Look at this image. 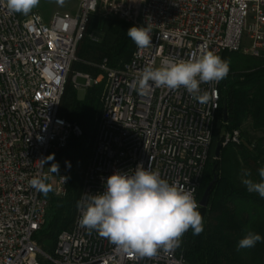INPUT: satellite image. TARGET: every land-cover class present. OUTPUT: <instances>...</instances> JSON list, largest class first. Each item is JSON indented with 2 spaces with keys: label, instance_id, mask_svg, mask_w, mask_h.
Masks as SVG:
<instances>
[{
  "label": "built area",
  "instance_id": "obj_1",
  "mask_svg": "<svg viewBox=\"0 0 264 264\" xmlns=\"http://www.w3.org/2000/svg\"><path fill=\"white\" fill-rule=\"evenodd\" d=\"M99 10L140 27L150 23L152 45L136 47L121 68L105 60L96 78L82 72L73 77L76 87L82 85L78 78L86 79L85 86L105 84L80 201L86 193H103L114 172L132 175L143 163L170 184L195 188L199 206L221 81L200 84L212 96L206 104L183 87L153 85L144 95L136 81L165 57L188 60L205 51L221 59L225 51L264 57V0H78L74 12H57L49 22L37 11L11 13L0 0V264H191L180 245L153 258L130 256L82 228L79 208L72 227L59 234L54 257L36 240L49 200L29 181L44 178L58 196L67 193L68 174L53 173L54 158L83 128L60 115V103L89 18ZM241 142L234 129L221 144Z\"/></svg>",
  "mask_w": 264,
  "mask_h": 264
},
{
  "label": "trees",
  "instance_id": "obj_2",
  "mask_svg": "<svg viewBox=\"0 0 264 264\" xmlns=\"http://www.w3.org/2000/svg\"><path fill=\"white\" fill-rule=\"evenodd\" d=\"M132 26L140 27L92 14L78 45L77 60L71 67L61 99L60 115L81 125L83 133L71 137L67 147L58 153V168L68 173L67 193L65 196L44 194L49 207L45 223L36 235L38 244L51 257H54L59 234L74 223L82 191V170L90 157L102 110L100 98L104 83L88 86L84 98L80 99L73 77L82 72L96 78L102 73L98 65L105 60L114 68L129 62L136 48L127 35ZM95 29L103 33L99 42L90 37ZM223 60L229 62L230 70L221 80L213 141L197 194L200 202L213 182L208 205L198 206L204 230L193 235L189 229L181 240L180 250L191 264H264V198L257 192H249L242 183L244 179L261 182L259 170L264 168V60L230 51L223 53ZM245 120H249L252 130L262 136L253 141L255 136L241 129ZM223 126L239 129L243 142L222 146L220 156L216 157L213 148L220 141ZM77 161L82 166L79 171L73 170ZM250 231L259 234L261 241L252 248L238 249L239 240ZM42 264L54 262L43 259Z\"/></svg>",
  "mask_w": 264,
  "mask_h": 264
},
{
  "label": "clouds",
  "instance_id": "obj_3",
  "mask_svg": "<svg viewBox=\"0 0 264 264\" xmlns=\"http://www.w3.org/2000/svg\"><path fill=\"white\" fill-rule=\"evenodd\" d=\"M39 3L40 0H6L9 12L23 15L31 13ZM56 3L63 5L64 0H56ZM151 33L150 23L147 27L132 26L127 31L138 49L152 45ZM229 70V62L212 51L188 60L165 57L159 67L146 66L142 70L136 87L144 95L153 85L169 90L183 87L194 99L206 104L212 96L207 91L202 92L200 84L218 83L227 77ZM53 165L52 171L58 173L59 166ZM259 175L261 182L244 179L242 183L249 192H257L264 198V168L259 170ZM29 183L45 195L52 191L44 178L34 177ZM194 192L195 188L186 190L170 184L141 163L132 175L121 171L110 175L103 193L84 194L86 199L78 202L82 210L79 223L89 232L97 231L130 256L153 258L161 249L168 251L178 247L189 229L193 235L203 232L204 219L198 211ZM261 239L259 234L250 231L239 240L238 249L252 248Z\"/></svg>",
  "mask_w": 264,
  "mask_h": 264
},
{
  "label": "rangeland",
  "instance_id": "obj_4",
  "mask_svg": "<svg viewBox=\"0 0 264 264\" xmlns=\"http://www.w3.org/2000/svg\"><path fill=\"white\" fill-rule=\"evenodd\" d=\"M77 5H78V0H64V4L63 5H60L58 3H56V0H40V3L37 7H35L32 11H37L39 13L42 14V16L44 17V19L49 22L51 20V18L53 17L54 14H56L57 12H74L77 8ZM95 15H98V16H103V17H110L112 19H115V20H120L118 18H116L115 16L113 15H110L108 12L104 11V10H99ZM122 21V20H121ZM90 37L96 41H101L102 38H103V33L101 31H98V30H92V32L90 33ZM238 53H241L242 55H244L245 57L247 58H253L254 60H260V61H263L264 60V57H252L248 54H245L243 52H238ZM77 74V73H76ZM75 74V75H76ZM91 76V75H90ZM92 77V76H91ZM78 82L80 84H82L81 86H78L76 87L77 90H78V97L80 99L84 98L85 94H86V89L88 88V86H85V83H86V79L84 78H78ZM101 82L104 83V80H102ZM93 85V83L91 84ZM90 85V86H91ZM104 89H105V84L103 85V90H102V94H101V102H102V95H103V92H104ZM241 129L243 130H246L248 131L250 134L254 135V139L253 141H255L257 138L261 137L262 134L261 133H255L252 128H251V124H250V121L249 120H245L242 125H241ZM239 130V129H238ZM230 132L232 130L228 129L226 126H223L221 132H220V141L219 143H222V138H223V134L225 132ZM218 144V143H217ZM217 144L216 146L213 148L214 149V153H215V150H216V147H217ZM229 144H232V143H228L226 145H229ZM225 145V146H226ZM224 146V145H223ZM252 147V146H251ZM92 149V148H91ZM91 153H92V150L90 152V157H91ZM57 156L58 154L55 156L54 160V164H57ZM90 157L88 159V162H87V165L86 167L82 170L83 172V178H84V173L86 171V168L88 166V163H89V160H90ZM55 167V165H54ZM82 169V166H81V162L77 161L74 163L73 165V170H81ZM59 171H61L59 168H58ZM55 173V172H53ZM68 174V173H67ZM54 177V176H53ZM50 181H46V183L48 185H50L49 183ZM52 188V187H51ZM51 193H53V195L55 196H58L53 190L51 191Z\"/></svg>",
  "mask_w": 264,
  "mask_h": 264
},
{
  "label": "water",
  "instance_id": "obj_5",
  "mask_svg": "<svg viewBox=\"0 0 264 264\" xmlns=\"http://www.w3.org/2000/svg\"><path fill=\"white\" fill-rule=\"evenodd\" d=\"M225 120H227V116H226V111H225ZM221 149H222V144L218 143L216 150H215V156L219 157L221 154ZM213 187V182H211L208 187L206 188V190L204 191L202 198L199 202L200 206L206 207L209 203V199H210V195H211V190Z\"/></svg>",
  "mask_w": 264,
  "mask_h": 264
},
{
  "label": "crops",
  "instance_id": "obj_6",
  "mask_svg": "<svg viewBox=\"0 0 264 264\" xmlns=\"http://www.w3.org/2000/svg\"><path fill=\"white\" fill-rule=\"evenodd\" d=\"M85 79V78H84Z\"/></svg>",
  "mask_w": 264,
  "mask_h": 264
}]
</instances>
